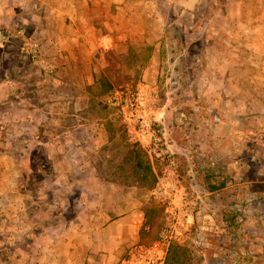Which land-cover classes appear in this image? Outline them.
Listing matches in <instances>:
<instances>
[{
    "label": "rangeland",
    "instance_id": "obj_1",
    "mask_svg": "<svg viewBox=\"0 0 264 264\" xmlns=\"http://www.w3.org/2000/svg\"><path fill=\"white\" fill-rule=\"evenodd\" d=\"M51 7L31 1L0 23V264H44L57 230L85 222L91 196L102 189L88 183L101 180L134 186L141 198L148 231L133 246L158 242L166 256L180 245L189 264H264V134L249 143L255 155L242 140L240 169H231L215 139L221 118L215 92L206 91L205 44L167 40L161 59L152 60L150 45L118 44L119 58L103 39L76 44L74 61L59 50L62 37L71 54L75 44ZM33 39L37 60L28 55ZM136 94L143 99L138 112ZM91 124L96 139L101 125L110 140L76 151ZM131 151L150 166L146 183L132 170Z\"/></svg>",
    "mask_w": 264,
    "mask_h": 264
},
{
    "label": "crops",
    "instance_id": "obj_2",
    "mask_svg": "<svg viewBox=\"0 0 264 264\" xmlns=\"http://www.w3.org/2000/svg\"><path fill=\"white\" fill-rule=\"evenodd\" d=\"M31 1L54 5L57 27L71 33L75 44L71 54L62 37L59 50L74 61H78L76 44L103 39L108 40L105 51L115 50L119 58L118 44H135L140 51L150 45L153 51L147 57L152 60L161 59L159 46L167 40L205 44L201 55L207 61L202 72L211 80L206 91L215 92V113L221 118L215 137L218 151L223 159H231L234 171L240 169L242 140H248L247 152L255 155L249 143L253 145L264 134V0H233L229 5L213 0L210 8L200 0H0V23L9 24L11 12L17 6L27 9ZM202 8L209 10L210 18L202 19ZM148 68L155 67L148 64ZM75 84L80 87V82ZM101 127L96 139L97 125L87 126V135L81 134L83 143L75 142L76 151L96 148L98 139L108 142L110 136ZM66 134L59 137L67 142ZM88 185L102 189L91 196L92 205L83 213L85 222L57 230L51 249L55 253L47 255L44 264H119L148 231L134 186L125 188L105 180ZM247 234L253 236L251 231Z\"/></svg>",
    "mask_w": 264,
    "mask_h": 264
},
{
    "label": "built area",
    "instance_id": "obj_3",
    "mask_svg": "<svg viewBox=\"0 0 264 264\" xmlns=\"http://www.w3.org/2000/svg\"><path fill=\"white\" fill-rule=\"evenodd\" d=\"M226 3H230L231 0H225ZM19 34H22V30H19ZM40 54L39 50V42L38 39H33L28 46V55L31 59L37 60ZM53 69L48 70L47 72L49 74L53 73ZM128 91V90H127ZM136 103L133 105V111L138 112L139 110H143L142 107V101L143 99L136 94ZM138 114H135L134 116L137 117L136 121H139L140 123L143 122V119ZM215 120L218 122L219 119L215 118ZM160 158L163 157V152H160L158 154ZM160 243H155L152 246L148 247L145 245H137L133 246L127 255V257L122 261V264H163L165 259V251H163L161 248Z\"/></svg>",
    "mask_w": 264,
    "mask_h": 264
},
{
    "label": "trees",
    "instance_id": "obj_4",
    "mask_svg": "<svg viewBox=\"0 0 264 264\" xmlns=\"http://www.w3.org/2000/svg\"><path fill=\"white\" fill-rule=\"evenodd\" d=\"M128 160H133L134 163L132 170L135 171L136 175H140L139 181L146 183L147 176L152 177L150 166L143 163L140 153L133 151L129 152ZM153 182L154 180L150 179V182H148V187L151 186ZM150 229H152L151 224L149 225V231ZM189 261L190 256L188 250L185 247L180 245H172L165 256L163 264H189Z\"/></svg>",
    "mask_w": 264,
    "mask_h": 264
}]
</instances>
